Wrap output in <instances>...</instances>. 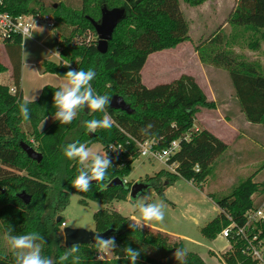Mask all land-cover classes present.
<instances>
[{"label": "trees", "instance_id": "obj_1", "mask_svg": "<svg viewBox=\"0 0 264 264\" xmlns=\"http://www.w3.org/2000/svg\"><path fill=\"white\" fill-rule=\"evenodd\" d=\"M183 1L198 6L206 0ZM0 2V12L13 17L49 14L41 0ZM103 6L127 8V14L115 28L106 53L97 49L96 39L88 42L76 39L82 34L87 36L89 29L97 34L91 19L100 20ZM53 17L55 35L48 41L51 47L58 49L61 59L59 62L44 60L43 69L63 76L69 70L64 66L66 64L75 70L91 68L96 72L91 83L98 94L119 95L132 108L128 113L106 106V113L114 121L113 126L98 129L95 133H89L84 122L102 119L105 113H93L87 107L70 124L53 120L47 128L40 130L39 125L45 117L53 116L56 111L53 96L59 86L46 85L39 99L28 105L30 120L23 121L19 113V103L24 99L20 86L23 38L20 34H13L4 41L13 64L16 92L11 93L9 86L0 84V227L4 235L10 227L14 235L40 233L45 241L42 255L59 264V256L67 248L61 232L64 218L60 211L69 204L71 192L78 193L83 204L89 200L107 204L128 199L131 187V183L111 187L92 183L89 191L73 188L71 182L78 175L80 165L77 160L64 156L62 149L67 144L78 141L87 147L94 143L102 146L121 143L126 146V156L130 155L132 159L114 156L112 167L107 170L111 180L115 177L124 179L131 173L138 155L133 139H155L159 148L180 139L181 148L171 159L178 164L177 173L162 169L157 179L165 176L167 184L171 185L177 179L185 178L196 182L200 188L214 170L216 159L228 150V145L207 129L193 131L196 114L202 108H217L216 102L208 99L194 77L182 74L169 83L153 87L142 82L141 70L149 54L176 48L191 40L189 23L181 10L180 0H82L80 9L59 4L53 8ZM229 24L233 31L230 38H226L222 31H216L196 44L195 50L203 64L229 71L235 96L246 119L252 124L264 125V75L256 62L234 52V45L239 42H247L246 48L250 50L260 49L264 42V0H238ZM69 26L74 29L68 33L66 27ZM6 70L7 67L0 62V73ZM149 124L151 129L147 128ZM26 125L31 127L34 143L27 137ZM188 133L191 138L186 141L183 137ZM21 141L42 153V160L30 158L22 149ZM156 187L163 194L164 188L161 185ZM21 191L31 196L28 204L18 197ZM256 193H264V184L248 177L237 182L230 194L214 198L223 211L202 228V233L209 239L217 238L230 223L225 213L242 223L245 212L254 205L252 196ZM58 216H61L60 221H57ZM94 219L95 230L114 229L109 237H115L116 248L112 250L111 259L99 260L95 244H80L81 264H130L124 258L125 247L140 251L137 264H182L174 258L177 248L185 249L182 240H172L166 233L145 227L141 231L132 230L129 227L131 218L114 210L99 209L94 213ZM260 229V238L264 239V223ZM225 258L228 264H260L246 259L237 248ZM0 264H14L13 254L0 250ZM183 264L206 262L197 253L187 251Z\"/></svg>", "mask_w": 264, "mask_h": 264}, {"label": "rangeland", "instance_id": "obj_2", "mask_svg": "<svg viewBox=\"0 0 264 264\" xmlns=\"http://www.w3.org/2000/svg\"><path fill=\"white\" fill-rule=\"evenodd\" d=\"M43 2V6L48 11V16L51 20H54L53 17V8L58 6L59 4L63 3L67 7H71L73 9H80L82 6V0H41ZM209 1V5L214 8V0H207ZM180 5H182L184 10V16L187 22L190 21L191 29L193 30V41L194 44H198L201 42V38L208 37L210 33L205 32L202 36L201 34H197V29L195 27V22L192 23V13H189L188 4L183 0H180ZM181 7V6H180ZM195 19V18H194ZM66 31H72L74 29L73 26L66 27ZM229 29V28H228ZM87 33L88 39L91 38L92 40H98L97 34L94 35V32H91L90 29ZM36 33V32H35ZM36 36V34H35ZM87 36L85 34L79 35L76 37L79 39L87 40ZM201 37V38H200ZM35 42L34 39L29 38L24 43V47L27 50V53L35 52V48L31 47V44ZM2 43V42H0ZM4 43V42H3ZM187 45V46H186ZM184 45L185 47L181 50L176 52H172L171 50L167 51H157L151 54L147 63L144 65L141 73L143 75V83H147L149 86H154L158 83L170 82L173 78H176L181 73H187L188 71H194L198 77L199 81L202 83L205 90L208 92L209 89L205 83V79L203 74L198 70L197 67H193L191 63H185L184 60H190V56L187 58L184 56L182 57L179 53L185 54L189 47L188 44ZM246 43H240L239 47L242 51H248L246 48ZM42 47V46H40ZM191 49V48H190ZM182 51V52H181ZM264 53V43L262 51ZM244 57H247L244 53H242ZM2 59V57H0ZM248 58L250 60H260L264 64V54L261 56L258 52L249 55ZM59 60V59H57ZM60 61V60H59ZM160 63L165 64V68L160 70L161 72H156V69L161 65ZM163 65V64H162ZM220 75L216 77L213 75V86L214 89L220 95V100L226 101L227 98L226 94H223V84L222 80H219ZM6 82V80H5ZM233 107L237 109L234 105ZM225 113H229L230 109L228 106H222ZM214 109H201L196 114L195 124L193 128L201 130L205 128L203 124L200 123L199 118L204 120L205 124L211 127L216 134L218 133L221 137L225 138V141L230 143L231 147L226 150L223 154H221L214 164V170L209 175L208 180L206 181L205 188L199 187L196 182L187 180L185 178L177 179L173 184L168 185L165 176H161L160 179H157V174L162 169L166 170L163 164L158 161L149 160L145 157L137 158L133 162V167L131 173L124 178L127 183H131L133 185L136 181H147L149 186L144 189L140 194L142 196L147 197L148 203H163L164 206V220L162 222L152 221L149 222V225L158 227L167 231L171 234H175L177 236L170 235L172 240H183L184 247L187 249L188 252H195L199 256H201L207 264H227L224 260L225 255L219 253L220 249L226 244L225 239L221 237H217L216 240H212L207 238L202 233V228L206 226L208 222L213 220L216 216H218V206L216 205L215 201H213L216 197H223L231 193L233 186L239 182L240 180H244L248 177H253L256 174L255 180L262 181L264 184V150L255 146L257 149L254 150L252 154H242L243 150L240 153L235 152L234 144L235 141L239 142V139H235L236 133L226 122H223L221 119L218 118V112L213 111ZM202 112V113H201ZM205 118V119H203ZM53 116H49L48 119L44 122L42 121L39 125L40 130H44L53 122ZM44 123V124H43ZM43 125V126H42ZM25 130L29 131L27 133V137L30 142L34 143V138L31 134V127L30 125L25 126ZM259 135V137L264 138V125L259 127L255 131H251ZM248 132L251 136L253 133ZM248 135V136H249ZM264 142V140H263ZM36 144V143H35ZM34 144V145H35ZM105 146L100 145L99 143H94L88 148L92 151H102ZM110 158V157H109ZM114 158L111 157V160ZM250 160L255 161L252 166L248 167L246 170H237L236 166L238 164H243L245 162H250ZM250 165V164H248ZM225 169L224 171H221ZM227 174L230 175L227 181L225 179L220 180L219 174ZM152 179V180H151ZM254 180V179H253ZM254 180V181H255ZM256 181V182H257ZM125 183V184H127ZM259 183V182H258ZM261 183V182H260ZM157 185H161L164 188L163 194L160 193L157 189ZM213 199H212V198ZM80 196L76 192H71L69 204L60 211V214L64 218L65 225L61 224V232L63 234V229L66 226L73 227V228H85L89 230H94L96 227V222L94 219V213L99 209H109L118 211L125 216H136L139 218L140 213L136 206L135 200L137 197L132 198L129 197L126 200H113L107 204H101L92 200H89L87 204H83L80 201ZM145 228H148L144 226ZM153 230L152 228H149ZM157 231V230H155ZM64 236V235H63ZM181 237V238H180ZM228 242V241H227ZM0 250L5 252L6 254L12 253L6 240L5 235L2 232L0 227ZM215 251L217 253L212 252ZM96 256L98 258L99 253L96 252ZM219 255V256H218ZM223 258H221V256ZM113 257V252H106L103 255L102 260H108ZM264 264V263H260Z\"/></svg>", "mask_w": 264, "mask_h": 264}, {"label": "clouds", "instance_id": "obj_3", "mask_svg": "<svg viewBox=\"0 0 264 264\" xmlns=\"http://www.w3.org/2000/svg\"><path fill=\"white\" fill-rule=\"evenodd\" d=\"M131 7V4H129ZM32 36L27 30L24 34V42ZM26 56L27 53L25 52ZM69 70L63 75L65 79L59 88L54 92L53 105L56 111L53 119L59 121L60 124H70L77 117L79 112H83L87 107L90 112L105 113L102 119H90L85 121V127L89 133H95L98 129H110L114 121L106 113V106L110 105L111 98L107 94H98L93 88L92 81L96 77L93 69L75 70L71 69L70 64L64 65ZM35 96L31 98L25 97L22 103H19V113L23 121L30 120V110L28 105L35 103ZM48 119L45 117L44 122ZM44 124V123H43ZM43 126V125H42ZM152 125H147L151 129ZM144 131V129L142 130ZM112 151L116 148L110 146ZM63 154L69 160H77L80 168L78 175L71 182L73 188L80 191H89L92 182H98L107 187L106 181L111 183L107 170L112 167V160L106 151H92L86 144L73 142L67 144L62 149ZM125 183H127L125 181ZM136 206L140 213L139 218L131 217L129 227L132 230H142L144 226H148L149 222L164 220L165 212L163 203H148L147 197L137 194L135 200ZM13 229L10 227L9 232L5 235V240L14 256V264H56L53 259L42 255V244L45 242L44 237L38 232H30L27 234L14 235L11 234ZM94 244L99 253L98 259L102 260L106 252H110L116 248L115 237H105L101 233L94 232ZM124 258L130 261V264H137L140 257V251L131 247L123 249ZM80 244L73 243L67 247L59 256V264H81ZM187 255V249L177 248L174 258L180 260L183 264Z\"/></svg>", "mask_w": 264, "mask_h": 264}, {"label": "crops", "instance_id": "obj_4", "mask_svg": "<svg viewBox=\"0 0 264 264\" xmlns=\"http://www.w3.org/2000/svg\"><path fill=\"white\" fill-rule=\"evenodd\" d=\"M208 2L209 1L206 0L203 4L198 5V6H191L188 4V6H190L188 8L189 13L193 12L192 23L195 22L197 34L200 33L201 34L200 36H202L205 32H208V33H210L209 36H211L216 31H219V32L222 31L226 38L227 37L230 38V33H232L233 31H232L231 25L229 24V19L233 15V13L235 12V10L237 8L238 0H214L213 1L214 5H215L214 8H212ZM180 6H181L182 12H184L182 5H180ZM190 21L191 20H189L188 23H189V35L191 37V40L179 44L176 48L165 49L162 51L171 50L172 52H176V50L179 51L185 47L184 45L188 44L189 47L187 49V52H185V54H183V53L182 54L179 53V54L182 57L185 56L186 58L188 56H190V60H184L185 63H191V65H193V67H197L198 70H200V72L203 74V77L205 79V83H206L209 91L207 92L205 90L202 83L199 81L198 75L194 71H188L187 73H181L179 76H177L176 78H173L171 81L179 78L182 74H188V75L195 78L196 82L200 85V87L206 93L208 99L216 102L217 108L212 110V112L213 111L218 112V118L221 119L223 122H226L229 125H231V127L235 131V133H236L235 139H239V142L235 141V144H234L235 152L237 154L240 153L242 150H243L242 154H246V155L252 154L254 152V150L257 149L258 147L262 148L264 150V142H263L264 138L259 137V135L254 133V132H251V131L257 130L262 125L252 124L251 122H249L246 119L245 114L241 111L240 105L238 103V99L235 96V89H234L229 71L227 69L222 68V67H216L213 65L203 64L201 62V60L199 58V54L195 50L196 44H194V41L192 40L194 37L192 35L193 30L191 29ZM35 34H36V36H35ZM54 35L55 34H54L53 28H48L46 25H42V26L34 29L32 32V36L30 38L35 40V42H33L31 44V47H34L36 51L31 52V53H27V50L25 47H23V42H22V70H21L20 86H21L23 98H25V97L31 98L32 96H35L36 97L35 100H37V99H39L41 92L46 85L60 86V84L65 79V77H63V76H59L58 74L52 73V72H46L43 69L42 62L44 60H52L55 62H59V60L61 59L58 49L51 47V45L49 44V41H48L50 39V37L54 36ZM208 37H204V38L200 37V38H201V41H204ZM263 43L264 42L261 43L260 49H258L256 51L250 50L248 48H247L248 51H244V50L242 51V49H240V47H239V44H235L234 45V52H235V55H238V56L241 55L242 53H244L247 56V57H245V59H247L248 61L256 62L259 65L258 68H259L260 72L264 75V64L262 63V61H260L258 59H257V61L256 60H250L248 58L249 55H252L255 52H258V54L259 55L261 54V56H262L264 54L263 52H261L262 48H263ZM40 46H42V47H40ZM25 52L27 53V56H26ZM151 54H149L147 60L149 59ZM0 57H2V59L0 58V62L7 67V70L5 72L0 73V84L7 85L9 87L15 86L14 79H13V64H12L10 56L7 52V48H6L5 43H0ZM57 59H59V60H57ZM146 63H147V61H146ZM160 64L161 65L156 69V72H161L160 70H162L163 68L167 69V67L165 68L164 63H160ZM161 73L167 74V71L166 72L162 71ZM213 75L215 77L217 75H220L219 80H222L223 94L227 95V98L225 99L226 101H222V99L220 100V98H221L220 95L214 89L213 80H212ZM5 80H6V82H5ZM143 80L144 79H143V75H142V82H143ZM164 83H169V82H164ZM144 84L147 87H153V86H149L147 83H144ZM158 84H161V83H158ZM158 84H155V85H158ZM233 105L237 109H235L233 107ZM222 106H224V107L228 106L230 109V112L225 113V111H221V110H223V108H221ZM202 109H204V108H202ZM203 119H205V118H203ZM199 120H200V123L203 124V126H205V128H203V129L209 130L214 135H216L218 138L223 140L228 145V149L231 147L230 143L226 142L225 138L221 137L218 133L216 134V132L211 127H209L207 124H205V122H204V120H202V118L201 119L199 118ZM197 129L201 130L200 128H197ZM198 130H195L193 128V131H198ZM248 132L253 133V135L250 136L248 134ZM255 146H258V147L256 148ZM254 162L255 161L250 160V162H245V163L241 164V166H240V164H238L236 166V169L240 170V171L243 169L246 170V169H248V167L252 166ZM248 164H250V165H248ZM224 170L225 169H223L221 171H224ZM219 176H220V180L225 179V181H227L228 178H230V175L223 174V173H220ZM256 176H258V174L253 176L254 180L256 179L255 178ZM255 181H257V180H255ZM257 182L263 183L262 181H257ZM205 184H206V181L203 183L202 190H204ZM260 194L261 193H256L253 195L254 201L259 200ZM213 201H214V199H213ZM222 211L223 210L218 206V212H219L218 214H220ZM129 217L131 218L132 216H129ZM146 227L152 228L154 231L157 230V231H161L163 233H166L168 235L177 236L175 234H171L167 231H164L163 229H160L158 227H155V226H152L149 224ZM177 237H179V236H177ZM216 239L217 238H215L213 240H216ZM226 247H228L227 241H226V244L222 247V249H220L219 253L224 251L226 249ZM212 252L217 253L213 250H212ZM221 258H223V257L221 256Z\"/></svg>", "mask_w": 264, "mask_h": 264}, {"label": "built area", "instance_id": "obj_5", "mask_svg": "<svg viewBox=\"0 0 264 264\" xmlns=\"http://www.w3.org/2000/svg\"><path fill=\"white\" fill-rule=\"evenodd\" d=\"M42 25L53 28L54 21L49 16L23 14L18 17H13L7 12H0V42L3 43L13 34H20L24 38L26 30L32 34L34 29ZM90 40H92V35L90 39L87 36L86 42ZM10 92H16L15 86L10 87ZM190 138V133L183 137L186 141L190 140ZM133 140L138 152L137 158L145 157L149 160L158 161L163 164L166 170L177 173L178 164L171 162V159L181 148L180 139L173 140L168 146L163 148L157 147V141L155 139L144 141ZM110 146L116 148V150L112 151ZM102 151H106L110 158L118 156L124 157L126 160L132 159L130 155L126 156V146L121 143H110ZM196 169L198 170V167ZM225 214L230 220V223L218 235L228 241V247L222 251V254H232L237 248L246 259L264 263V239L260 238V225L264 223V193H261L259 200L254 201V205L247 209L242 223L234 220L228 213ZM63 225H65V222H63Z\"/></svg>", "mask_w": 264, "mask_h": 264}, {"label": "water", "instance_id": "obj_6", "mask_svg": "<svg viewBox=\"0 0 264 264\" xmlns=\"http://www.w3.org/2000/svg\"><path fill=\"white\" fill-rule=\"evenodd\" d=\"M127 8L126 7H114L108 8L107 6H103L101 8V18L99 21L91 19L95 31L97 33L98 41H97V49L106 53L109 48V41L113 37V33L118 23L126 16ZM110 106L115 109H122L127 111L128 113L132 112L131 106L124 100L123 97L119 95H114L111 98ZM20 145L22 149L27 153V155L36 160L41 161L43 158L42 153L37 151L33 146L28 144L25 141H21ZM111 183H107L108 187L117 186V185H125V180L120 177H115L110 180ZM92 183H98L93 181ZM149 186L147 182L144 181H136L130 187V197L135 198L137 194L141 193L144 189ZM18 197L21 198L24 203H29L31 200V196L27 194L25 191H21L18 193ZM61 216L57 217V221H60ZM94 232L101 233L105 237H109L113 232V228H109L105 231H97V230H89L85 228H73L66 226L63 229L64 235V245L66 247H70L73 243L79 244H94L93 235Z\"/></svg>", "mask_w": 264, "mask_h": 264}]
</instances>
